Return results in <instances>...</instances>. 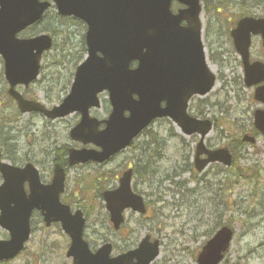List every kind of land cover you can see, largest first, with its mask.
<instances>
[{"label": "rangeland", "instance_id": "rangeland-1", "mask_svg": "<svg viewBox=\"0 0 264 264\" xmlns=\"http://www.w3.org/2000/svg\"><path fill=\"white\" fill-rule=\"evenodd\" d=\"M223 2L229 6L225 15L233 11L236 14L264 13V0ZM205 4L204 18L208 21L205 37L212 64L220 73L219 85L206 98L194 100L191 108L192 112H199L201 108L207 110L206 116L214 121V130L206 137V143L208 147L217 148L229 142L234 150L235 166L227 169L218 163L198 172L192 164L199 136H185L172 121L163 118L107 163L75 165L68 174L64 198L73 211L81 209L86 215L85 238L93 250L102 242L111 241L115 246L114 254L121 253L138 246L145 235H151L152 239L162 242L161 255L152 264H198L201 247L216 232V227L230 224L235 236L222 264H264V137L257 136L255 144L242 146L239 142L241 136L253 132V109L258 105L251 98L250 90L238 79L240 68L233 61L234 53L226 38L227 22L216 10L219 0H207ZM244 4L247 7L241 6ZM238 7L240 9L235 10ZM57 14L53 7L39 26L21 35L34 36V31L46 28L56 37L37 82L26 89L18 87L21 93L38 98L47 106L60 104L70 92L76 66L85 54L84 24L70 19L60 22ZM258 47L257 44L254 50ZM223 56L229 58L226 60ZM7 89L0 58V111L6 113L0 118V130H4V136L12 131L11 135L18 137L19 148L39 149L42 143L44 146L53 143L63 159L65 147L66 150L93 147L70 138V130L80 120L78 113L60 121H48L32 114L23 116L7 97ZM100 100L101 107L91 112L105 119L111 113L108 93L101 94ZM201 100L208 103L203 105ZM11 110L13 113L9 114ZM28 134L35 138L31 143ZM4 141L0 138V145ZM129 166L137 170L133 188L145 198L148 213L140 215L128 210L124 226L116 232L109 222L102 195L118 186L119 176ZM68 244L69 236L60 225L46 228L36 224L26 252L10 264H72V259L66 257Z\"/></svg>", "mask_w": 264, "mask_h": 264}, {"label": "water", "instance_id": "water-1", "mask_svg": "<svg viewBox=\"0 0 264 264\" xmlns=\"http://www.w3.org/2000/svg\"><path fill=\"white\" fill-rule=\"evenodd\" d=\"M171 1L54 0L60 13L75 14L89 24L87 45L90 57L78 67L72 92L63 104L46 112L39 103L24 100L19 93L14 92V87L18 83L29 84L37 77L41 54L51 46V38L47 35L21 40L16 34L40 19L50 3H40L39 0H0V53L6 60L7 79L12 85L9 93L17 99L22 112L39 110L57 118L79 111L82 120L72 129V137L102 148V151L73 149L70 152L71 164L88 160L105 161L128 146L155 117L169 115L189 134L198 130L205 135L210 130L208 122L200 123L186 115V103L192 93L203 94L214 85V79L207 72L199 40L198 0H180L189 5V10L181 11L177 16L169 9ZM182 19L188 21V27L180 26ZM245 22L250 30L255 27L251 19ZM254 31L264 33V28H254ZM98 52L102 57L98 56ZM135 58L139 60V67L131 70L129 63ZM193 75L195 79L187 86V80ZM261 79L263 77L247 83H256ZM104 89L110 92L113 113L105 120V130L98 131L101 123L92 119L88 110L100 106L97 95ZM134 94L138 95L137 100L133 99ZM257 99H264V88L257 93ZM162 100H167L166 108L160 107ZM127 110L130 115L126 117ZM256 124L264 131V112L257 115ZM198 152H204L201 145ZM217 159L226 164L231 162L227 151H217L209 153L206 161H197V167L202 169L209 161ZM5 168L6 165L2 166V171L7 176ZM123 177L118 191L105 194L108 210L112 212V221L117 228L123 220L122 212L126 207L132 206L144 211L142 198L131 192L130 171ZM54 180L59 194L63 190L64 181L60 171L57 170ZM47 214L48 222L61 220L64 228L72 235L73 242L68 255L74 257L75 264H127L134 257L137 262L133 264H149L159 254V242L151 243L147 237L133 253L110 259L111 245H108L94 255L82 239L85 223L81 212L77 213L74 221L65 207L54 208ZM25 218L21 238L13 234L14 239L8 248L11 254L6 255L7 258L21 251L28 238V213ZM231 238L232 232L227 228L222 229L204 247L198 262L219 264L224 252L228 251Z\"/></svg>", "mask_w": 264, "mask_h": 264}, {"label": "flooded vegetation", "instance_id": "flooded-vegetation-1", "mask_svg": "<svg viewBox=\"0 0 264 264\" xmlns=\"http://www.w3.org/2000/svg\"><path fill=\"white\" fill-rule=\"evenodd\" d=\"M260 38L258 37V40ZM261 57L263 53H260ZM33 140V137H32ZM32 142V141H31ZM42 143V146L39 149H22L17 148V145H14V150L10 152L4 153L2 151L1 159L6 163H10L14 166H19L21 168H27L29 164L33 165L29 167L27 171L21 174L24 179V183L22 185V189L26 192V195H30L31 191V181L30 179H34L35 174L38 180L45 186L50 185L52 183V179L55 172V166L57 164L62 165V157L60 151H56L53 143ZM48 147V148H47ZM3 183V177L0 172V185ZM60 202H63V195L60 196ZM13 205H15L13 203ZM31 222L30 225L36 226V224H43L44 216L41 214V211L38 208H34L31 212ZM6 230L0 226V239H8Z\"/></svg>", "mask_w": 264, "mask_h": 264}, {"label": "bare ground", "instance_id": "bare-ground-1", "mask_svg": "<svg viewBox=\"0 0 264 264\" xmlns=\"http://www.w3.org/2000/svg\"><path fill=\"white\" fill-rule=\"evenodd\" d=\"M13 111H9V114H12ZM6 113H3L2 111H0V118L5 116ZM3 115V116H2ZM12 131H9V134L4 136V132H0V138H4V142L1 144V147L4 149V150H7V151H13L14 150V144L17 143L18 141V137H14L11 135ZM34 149V148H32ZM183 178V177H182Z\"/></svg>", "mask_w": 264, "mask_h": 264}]
</instances>
